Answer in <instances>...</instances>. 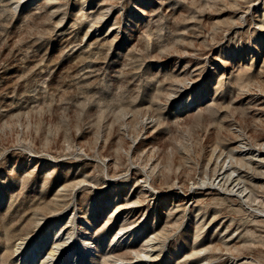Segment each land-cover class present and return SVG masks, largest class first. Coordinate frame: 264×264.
<instances>
[{
	"label": "rangeland",
	"instance_id": "obj_1",
	"mask_svg": "<svg viewBox=\"0 0 264 264\" xmlns=\"http://www.w3.org/2000/svg\"><path fill=\"white\" fill-rule=\"evenodd\" d=\"M262 152L264 0H0V264H264Z\"/></svg>",
	"mask_w": 264,
	"mask_h": 264
},
{
	"label": "bare ground",
	"instance_id": "obj_2",
	"mask_svg": "<svg viewBox=\"0 0 264 264\" xmlns=\"http://www.w3.org/2000/svg\"><path fill=\"white\" fill-rule=\"evenodd\" d=\"M244 16V15H243ZM176 99V98H175ZM257 144V143H256ZM262 158L261 159H264V152H262V154H259ZM258 158H259V156H258ZM258 162H260V161H258ZM261 163H262V161H261ZM264 163V162H263ZM264 165V164H263ZM227 170V169H226ZM222 171V170H221ZM225 173H226V171L225 170H223L221 173H219L218 175H216V177H214V181L212 180V182H213V184H212V186H214V187H219V186H224L225 184H227V183H225V184H223L224 182H223V180L225 181V179H224V175H225ZM230 174H232V173H230ZM226 176H228L227 174H226ZM237 177V176H236ZM227 178V177H226ZM234 178H235V176H234ZM233 178V180L231 179V183H230V185H229V190L231 191V192H236V194L238 193V191H239V188H238V182H237V180H235ZM229 180V179H228ZM237 183H236V182ZM238 181H239V179H238ZM229 184V183H228ZM240 184H241V182H240ZM242 185V184H241ZM225 187V186H224ZM223 187V188H224ZM227 187V186H226ZM225 187V188H226ZM242 187V186H241ZM244 187V186H243ZM220 188V187H219ZM228 188V187H227ZM226 188V189H227ZM246 188V187H245ZM183 192V191H182ZM240 192H241V190H240ZM245 192V191H244ZM243 192V193H244ZM242 193V192H241ZM234 194V193H233ZM235 195V194H234ZM239 195V194H238ZM188 196V195H187ZM187 196L185 195V194H183V197H185V198H187ZM241 196H242V194H241ZM44 234V233H43ZM46 234H48V232L46 233ZM74 234V233H73ZM46 236V235H45ZM49 236V235H48ZM73 236V235H72ZM47 237V236H46ZM58 237V236H57ZM30 239V238H29ZM40 241H42L41 239H40ZM63 241V240H62ZM26 242V241H25ZM32 242V241H31ZM65 242V241H64ZM37 243V242H36ZM35 243V244H36ZM45 243H46V241H45ZM59 243H61V242H59ZM58 243V244H59ZM25 244V243H24ZM57 244V245H58ZM41 245H44V244H42L41 242L40 243H38L35 247L33 246V248H31L32 249V251H31V256L29 257L30 258V260H34V258H37V257H39V255L43 252L42 250H44V247H42ZM25 246V245H24ZM45 246V245H44ZM65 246V245H64ZM22 247V246H21ZM20 247V248H21ZM58 247V246H57ZM47 249V248H46ZM50 249V248H49ZM55 249V248H54ZM59 249V248H58ZM85 249V248H84ZM56 250V249H55ZM52 251V250H51ZM57 252V251H56ZM59 252H60V250H59ZM86 252V251H85ZM52 253V252H51ZM58 253V252H57ZM45 254V253H44ZM59 254V253H58ZM30 255V254H29ZM54 255V254H53ZM52 255V256H53ZM57 255V254H56ZM41 256V255H40ZM51 256V255H50ZM51 256V257H52ZM39 258H41V257H39ZM52 258H54V257H52ZM58 260V259H57ZM56 262V264H60L58 261H55Z\"/></svg>",
	"mask_w": 264,
	"mask_h": 264
}]
</instances>
